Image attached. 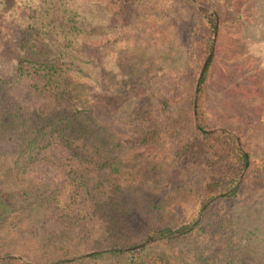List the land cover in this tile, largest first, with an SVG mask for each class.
I'll return each mask as SVG.
<instances>
[{"label": "trees", "instance_id": "trees-1", "mask_svg": "<svg viewBox=\"0 0 264 264\" xmlns=\"http://www.w3.org/2000/svg\"><path fill=\"white\" fill-rule=\"evenodd\" d=\"M217 3L0 0V264H264V160L207 132ZM143 19L174 28L151 67Z\"/></svg>", "mask_w": 264, "mask_h": 264}, {"label": "rangeland", "instance_id": "rangeland-1", "mask_svg": "<svg viewBox=\"0 0 264 264\" xmlns=\"http://www.w3.org/2000/svg\"><path fill=\"white\" fill-rule=\"evenodd\" d=\"M15 1L6 0L9 7H13ZM257 3L258 0H218L216 8L205 12V16L216 20L218 30L211 55L216 54V60L207 96L210 123L207 132H221L236 137L241 148L245 147L255 158L263 161L264 45L259 44L255 38L256 35L261 38V35L255 34L251 28L258 16ZM196 5L197 8L200 7L198 3ZM163 23L138 20L135 31L126 40V52L131 54L124 55V60H130L136 67H151L160 61L161 54H166L170 48L174 34L171 23L167 22L168 26ZM92 53H98V49H94ZM17 63L14 57L0 58V70H11ZM109 63L115 65L117 58H109ZM27 99L32 103L42 102V99L32 93L27 95ZM103 117L109 118L107 115ZM197 118L195 113V120L199 125ZM42 171L43 178L54 175L53 167ZM21 259L26 264H32Z\"/></svg>", "mask_w": 264, "mask_h": 264}, {"label": "water", "instance_id": "water-1", "mask_svg": "<svg viewBox=\"0 0 264 264\" xmlns=\"http://www.w3.org/2000/svg\"><path fill=\"white\" fill-rule=\"evenodd\" d=\"M220 198H222V197H220ZM141 248H143V247H139L138 249H141Z\"/></svg>", "mask_w": 264, "mask_h": 264}]
</instances>
